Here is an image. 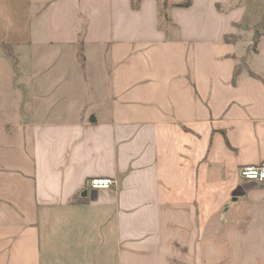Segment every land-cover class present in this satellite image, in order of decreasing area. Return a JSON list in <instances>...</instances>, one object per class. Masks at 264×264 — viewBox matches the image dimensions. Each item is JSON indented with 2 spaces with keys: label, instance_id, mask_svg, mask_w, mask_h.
<instances>
[{
  "label": "crops",
  "instance_id": "1",
  "mask_svg": "<svg viewBox=\"0 0 264 264\" xmlns=\"http://www.w3.org/2000/svg\"><path fill=\"white\" fill-rule=\"evenodd\" d=\"M181 1L0 0V264H264L258 17Z\"/></svg>",
  "mask_w": 264,
  "mask_h": 264
},
{
  "label": "rangeland",
  "instance_id": "2",
  "mask_svg": "<svg viewBox=\"0 0 264 264\" xmlns=\"http://www.w3.org/2000/svg\"><path fill=\"white\" fill-rule=\"evenodd\" d=\"M168 1L171 3L172 2L174 3L179 0H168ZM236 1L242 2V0H236ZM250 3H251V5L249 6L250 10L247 16L250 18L258 17V19L255 18V19H250V20L245 21L244 24L248 26L247 30L245 31L241 29V32H239L240 34L238 35L239 37L238 39H240V42L238 45V50H239V53H244V54L246 53V56H245L246 58H244V56L239 58L238 63H239V66H241L243 70L244 69L247 70L246 69L247 66L250 68V65H251L252 67L250 68L251 70L253 69L255 71L256 69L257 70L259 69L258 71L261 73L262 76H264V37L260 38L259 43H258V49L256 52L251 51V50L248 51V48H251L250 45L252 44V41L254 38V32L256 31V29L260 31L261 35L263 34L262 32H264V29H263L264 25L258 26L264 20V14H262L263 12L259 14L258 8L256 7V6H260L262 11H264V0H250ZM166 11L167 13H169L170 8H168ZM164 24H167V23H164ZM8 51L14 54L15 67L12 68L13 61L11 59L8 60V65L10 66L11 74L16 76L17 74H20L22 72V67H21V64L18 63L16 60L17 57L15 55L13 48L12 47L9 48ZM11 81L12 80H10V82Z\"/></svg>",
  "mask_w": 264,
  "mask_h": 264
},
{
  "label": "trees",
  "instance_id": "3",
  "mask_svg": "<svg viewBox=\"0 0 264 264\" xmlns=\"http://www.w3.org/2000/svg\"><path fill=\"white\" fill-rule=\"evenodd\" d=\"M191 5H192V0H183L179 3L173 4V6H177V7H190ZM132 6H133V8L137 9L140 6V0H132ZM167 8H168V2L165 1V3L163 4L162 10H161L160 17H161V21L164 20V23L168 24V23H170L171 19H170L169 14L166 11ZM262 25H264V20L258 26H262ZM238 38H239L238 35H227V36H225V41L226 42H236L238 40ZM260 38H261V33L259 30L256 29V31L254 32V38H253L252 44L250 45L251 48H248V51H250V50L254 51V52L257 51V47H258V43H259ZM7 52L10 56H14V54L12 52H10V51H7ZM81 55H82V50L79 49V58L80 59H81ZM244 58H246V57L244 56ZM246 69L248 70L249 74H251L252 76L259 77L248 66ZM242 70L243 69L241 68V66H239V63H238L236 65L234 76H233V83L234 84H236L238 82V79H239V76H240V73Z\"/></svg>",
  "mask_w": 264,
  "mask_h": 264
},
{
  "label": "built area",
  "instance_id": "4",
  "mask_svg": "<svg viewBox=\"0 0 264 264\" xmlns=\"http://www.w3.org/2000/svg\"><path fill=\"white\" fill-rule=\"evenodd\" d=\"M240 175L246 180L264 183V161L257 165L243 166L240 169ZM115 184L116 181L113 178L109 177H94L89 180V186L93 190L108 189Z\"/></svg>",
  "mask_w": 264,
  "mask_h": 264
},
{
  "label": "water",
  "instance_id": "5",
  "mask_svg": "<svg viewBox=\"0 0 264 264\" xmlns=\"http://www.w3.org/2000/svg\"><path fill=\"white\" fill-rule=\"evenodd\" d=\"M244 193H245V187H240L234 192V196L237 197L243 195Z\"/></svg>",
  "mask_w": 264,
  "mask_h": 264
}]
</instances>
